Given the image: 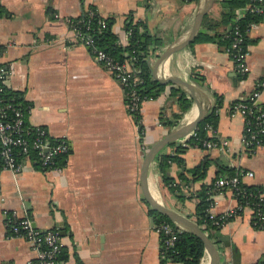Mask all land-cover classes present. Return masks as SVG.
Returning a JSON list of instances; mask_svg holds the SVG:
<instances>
[{
  "label": "crops",
  "instance_id": "1",
  "mask_svg": "<svg viewBox=\"0 0 264 264\" xmlns=\"http://www.w3.org/2000/svg\"><path fill=\"white\" fill-rule=\"evenodd\" d=\"M205 1L0 0V64L9 65L10 87L28 102L29 123L45 125L52 136H65L70 147L60 171L46 170L34 158H27L18 174L1 171L0 264H26L37 256L29 241L9 235L6 209L29 215L41 229L59 227L63 249L56 264H162L160 233L141 186L142 162L155 142L193 121L199 108L193 98L177 125L163 124L161 113L180 110L171 88L181 85L164 83L160 95L143 104L141 135L123 86L77 38L70 20L94 7L114 18L113 30L124 46L129 42L127 22L144 21L158 39L146 57L153 73L161 54L189 36ZM222 8L216 0L208 12L218 19ZM237 11L241 16L244 9ZM249 36V71L244 76L216 40L194 39L158 66L159 74L180 76L197 87L206 115L217 103V94L221 96L218 126L208 130L218 145H190L181 153L184 164L173 163L168 170L178 179L182 170L210 159L204 178L195 179L186 171L190 176L186 199H179L164 183L155 158L148 170L155 198L195 221L196 191L232 171H254L243 181L261 185L264 195V146L249 152L243 144L244 118L230 112V105L247 98L264 76V19ZM184 137L175 140L178 145ZM175 146L169 143L161 151L173 152ZM213 198L211 211L216 215L238 204L229 188L217 190ZM222 235L228 238L221 241ZM212 238L221 253L220 264H256L264 259V229L253 225L249 207L225 222ZM202 260L211 263L207 249Z\"/></svg>",
  "mask_w": 264,
  "mask_h": 264
},
{
  "label": "built area",
  "instance_id": "2",
  "mask_svg": "<svg viewBox=\"0 0 264 264\" xmlns=\"http://www.w3.org/2000/svg\"><path fill=\"white\" fill-rule=\"evenodd\" d=\"M261 5L252 7V10L264 11V0H258ZM90 15L96 14L90 10ZM77 38L92 50L95 58L105 66L121 83L127 97L128 108L131 114L136 117L141 114L143 104L147 99L142 96L135 86L139 81L136 67L131 60H118L104 49L94 46V39L83 30L78 21L71 19ZM105 25V20H102ZM258 25L252 22L251 28ZM250 28V30H251ZM127 34L131 29L126 30ZM245 35L239 25L234 27V41L232 48L228 51L235 62L236 70L242 75L249 71L247 56L249 49L244 47ZM10 68L6 63L0 64V173L3 170H11L14 174L21 172L24 161L33 158L31 152H35V159L46 170L60 171L64 166L59 164L58 157L61 154L67 155L70 151L69 142L65 136H52L45 125L31 124L27 122L25 109L7 100L2 94L6 88L10 87ZM264 88V76L259 80L256 88L247 98L234 101L230 105L232 114H240L244 118L243 144L247 149L256 150L264 146V102H261L262 90ZM30 106H28L29 108ZM30 110V108H29ZM194 131L183 138L182 144L190 146L191 136ZM204 148H212L218 145L216 140L206 138L203 140ZM194 146L200 147L195 144ZM20 154L24 157L19 158ZM245 176H254V171L239 169L231 176H222L214 183V193L223 188L233 191L238 200L235 208H232L220 215L213 214L215 223L223 225L232 217L240 213L244 208L249 207L252 213V223L256 228L264 229V210L260 202L264 200L263 191H249L243 185ZM177 180L176 182H179ZM1 187V182H0ZM253 198H256L253 200ZM214 204V203H213ZM252 204V205H251ZM211 210V209H210ZM5 224L9 235L25 238L31 243L37 252L36 258L29 259L26 264H56L63 249L62 235L59 227L41 229L34 225L33 219L29 215H22L18 210L5 211ZM158 232L166 234L164 240L165 248H161L162 256H165L167 249L175 244L177 234L183 228L179 223L176 225L167 220L160 221L156 226ZM170 260L166 264H171ZM203 264V260L201 263Z\"/></svg>",
  "mask_w": 264,
  "mask_h": 264
},
{
  "label": "trees",
  "instance_id": "3",
  "mask_svg": "<svg viewBox=\"0 0 264 264\" xmlns=\"http://www.w3.org/2000/svg\"><path fill=\"white\" fill-rule=\"evenodd\" d=\"M222 3L221 16L218 19L212 18L210 13L205 14L202 20V27L198 32L195 41L199 40H216L219 45L224 47L226 51L234 50L232 44L234 41V27L239 25L241 31L245 35L244 47L248 48L251 38L249 36L250 26L252 22H260L264 19V11L252 10L254 5L259 6L261 3L258 0H218ZM238 8L244 9L243 14H238ZM90 10L96 12L95 15H90ZM131 18V17H130ZM78 21V24L82 26L93 39L94 46L104 49L109 52L118 60H129L134 62V66L139 76V81L135 85L142 96H146L147 99H153L160 95L165 89L166 84L155 79L152 73L151 66L147 64L146 57L151 54L155 49V45L158 43V39L153 34L146 23L141 20L133 21L131 18L127 22L126 28L131 29L129 34V42L126 46L122 45L119 41V37L113 30V17H105L101 15L96 8L91 7L83 12L80 17L74 18ZM102 20H105L103 25ZM225 25L224 29H220L219 26ZM231 55V54H230ZM241 76H244L240 73ZM171 95L177 100L180 107L179 111L172 113L171 115H165L161 113V121L163 124H168L171 127L179 123L183 113L188 110L192 103L193 97L189 91L182 85L172 86ZM7 100L20 105L25 109L26 119L29 112V104L24 101L22 93L16 89L6 88L2 94ZM237 101V100H236ZM221 96L217 94V103L212 110L199 122L198 126L194 129V133L191 136V145L195 144L204 148L203 140L206 138H212L208 136V130L216 128L218 126V107L221 105ZM139 124L141 135H144V124L141 121V114L135 117ZM27 122L29 123L28 119ZM170 144H175V150L170 153L159 151L155 157L159 164V170L162 173L164 183L170 188V190L177 195L181 200L186 199L185 188L189 186L190 176L186 173L189 171L193 174L195 179L204 178L207 172V168L210 164L209 158H204L200 163L187 170L180 172L179 178H175L169 174V168L173 163L179 165L184 164V157L181 153L188 146L183 144H177L176 141ZM249 152L254 150L248 149ZM32 157L35 159L36 153L31 152ZM23 154H20L19 158L22 159ZM59 164L65 166L67 163L66 155L61 154L58 157ZM238 171H232L228 175L236 174ZM198 175V176H197ZM197 176V177H196ZM222 176L217 177L220 178ZM216 179V180H217ZM180 180L179 182H176ZM215 180V181H216ZM245 188L253 192L263 191L262 186L258 184H248L243 182ZM214 182L203 183L201 188L196 191L199 201L196 205V219L198 224L209 233L211 237L216 236L222 225L216 224L215 217L212 216L211 207L214 203ZM256 198H253L255 200ZM252 205V204H251ZM261 208L264 210V200L260 202ZM152 214L155 217V226L162 220H167L176 225L172 218L163 212L151 209ZM161 238V248H165L164 240L167 237L165 233L159 232ZM206 246L204 240L194 231L189 228H183L177 234L175 244L167 249V253L162 257V264H166L167 260H170L174 264H200L205 254ZM256 264H264V259L260 260Z\"/></svg>",
  "mask_w": 264,
  "mask_h": 264
},
{
  "label": "water",
  "instance_id": "4",
  "mask_svg": "<svg viewBox=\"0 0 264 264\" xmlns=\"http://www.w3.org/2000/svg\"><path fill=\"white\" fill-rule=\"evenodd\" d=\"M215 1L216 0H206L205 1L203 7L199 10V12L197 13L195 17L193 28L189 36L182 42L165 50L161 54L159 59L157 60L154 66V70H153L154 77L157 80L161 81L162 83L167 84L169 82H176V83H180L181 85L185 86L187 90H189V92L191 93L194 100L196 101V104L199 108L198 115L193 121L189 122L188 124L184 126L171 130L163 138L155 142L145 153V156L142 162V168H141V186H142L145 198L147 199L149 204L154 209L159 210L163 212L164 214L168 215L170 218H172L175 222L179 223L180 225L196 232L205 242L206 249L211 256L210 264H220V261H221V253H220V250H219V247L216 241L198 224L197 221L175 210L174 208L169 207L168 205L164 204L163 202L155 198V196L152 194L149 188L148 170H149V167L152 161L156 157L157 153L161 151L165 145L179 138H182L186 136L187 134H189L190 132H192L198 126L199 122H201L204 119L206 115V109L203 106V102L200 100L197 94V87L192 82L180 76L159 74L158 66L164 59H166L173 52L178 51L179 49L183 48L184 46H186L188 43H190L191 41L195 39L196 35L199 32L201 22H202L204 15L212 8ZM34 225L36 226V223H34ZM227 238H228L227 235H222L221 237H219L221 241Z\"/></svg>",
  "mask_w": 264,
  "mask_h": 264
},
{
  "label": "rangeland",
  "instance_id": "5",
  "mask_svg": "<svg viewBox=\"0 0 264 264\" xmlns=\"http://www.w3.org/2000/svg\"><path fill=\"white\" fill-rule=\"evenodd\" d=\"M144 148H145V146H144ZM147 149H145V151H146Z\"/></svg>",
  "mask_w": 264,
  "mask_h": 264
}]
</instances>
